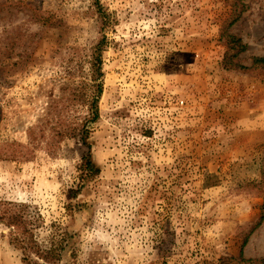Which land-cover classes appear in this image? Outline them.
Wrapping results in <instances>:
<instances>
[{
    "label": "rangeland",
    "instance_id": "1",
    "mask_svg": "<svg viewBox=\"0 0 264 264\" xmlns=\"http://www.w3.org/2000/svg\"><path fill=\"white\" fill-rule=\"evenodd\" d=\"M229 34L247 45L233 58L246 68L226 65L237 51ZM104 35L91 122V63ZM255 56H264V0H0V211L17 203L42 248L62 247L57 262L30 255L262 264L264 68ZM89 151L100 171L75 200ZM16 230L0 222V264H27Z\"/></svg>",
    "mask_w": 264,
    "mask_h": 264
},
{
    "label": "trees",
    "instance_id": "2",
    "mask_svg": "<svg viewBox=\"0 0 264 264\" xmlns=\"http://www.w3.org/2000/svg\"><path fill=\"white\" fill-rule=\"evenodd\" d=\"M100 16L102 20L104 21V27L105 25L108 26L109 22V16L108 14L103 10V7L100 5L98 1V7H97ZM230 48L237 50L236 53L232 54L231 56L228 55L225 63L227 66H234L238 68H246L245 65L239 63L238 61H234L233 58L237 57L238 54L241 52H244L247 49V45L242 41L240 37H237L233 34L228 35ZM107 42V37L104 35L101 40L97 43V45L94 47L93 52V59L91 63L92 68V76H93V92L94 97L93 100L90 103V113L91 118L88 121L95 122L99 118V106H98V100L102 95L103 92V67H102V51L103 47L105 46ZM230 56V57H229ZM253 65L260 66L264 68V56H255L253 58ZM90 134V129L87 123L83 125L82 129V141L85 146L90 150L91 149V143L88 141ZM80 170V176H81V184H79V187L77 189H74L71 191L72 193V199H77L78 196L81 194V191L83 187L85 186V183L87 179L97 175L100 171V169L96 166L92 159L91 152L89 151L86 156L83 157V162L79 166ZM10 206L4 207L0 211V222L7 223L9 227H12L14 229L18 228V230L12 232V241L18 242L21 246V249L23 251V260L27 264H41L38 260L34 259L30 253L33 251L39 258L43 259L46 262H57L59 259H61L59 251L61 253L62 247L57 244L53 245L51 249L46 250L42 248L36 240H34V235L30 234L26 229L29 224V219L27 216H25L24 213L21 211H17L15 209V206H18L17 203L9 202ZM70 206H73L74 211H78L81 207V204L75 203L71 204ZM264 218V216H262ZM21 230H23L21 232ZM262 264H264V259Z\"/></svg>",
    "mask_w": 264,
    "mask_h": 264
}]
</instances>
